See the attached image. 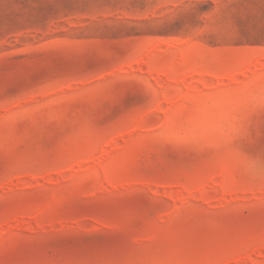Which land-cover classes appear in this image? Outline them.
Listing matches in <instances>:
<instances>
[{
	"label": "rangeland",
	"instance_id": "rangeland-1",
	"mask_svg": "<svg viewBox=\"0 0 264 264\" xmlns=\"http://www.w3.org/2000/svg\"><path fill=\"white\" fill-rule=\"evenodd\" d=\"M0 264H264V0H0Z\"/></svg>",
	"mask_w": 264,
	"mask_h": 264
}]
</instances>
